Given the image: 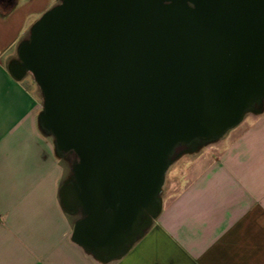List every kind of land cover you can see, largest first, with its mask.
I'll return each instance as SVG.
<instances>
[{
    "label": "water",
    "instance_id": "95a60500",
    "mask_svg": "<svg viewBox=\"0 0 264 264\" xmlns=\"http://www.w3.org/2000/svg\"><path fill=\"white\" fill-rule=\"evenodd\" d=\"M16 54L67 164L72 238L103 261L151 226L178 159L264 108V0H59Z\"/></svg>",
    "mask_w": 264,
    "mask_h": 264
},
{
    "label": "crops",
    "instance_id": "0c3cea01",
    "mask_svg": "<svg viewBox=\"0 0 264 264\" xmlns=\"http://www.w3.org/2000/svg\"><path fill=\"white\" fill-rule=\"evenodd\" d=\"M57 2L0 0V264H264V108L170 167L158 216L122 256L73 240L67 164L39 128L33 79L10 71L31 20Z\"/></svg>",
    "mask_w": 264,
    "mask_h": 264
},
{
    "label": "rangeland",
    "instance_id": "374dc122",
    "mask_svg": "<svg viewBox=\"0 0 264 264\" xmlns=\"http://www.w3.org/2000/svg\"><path fill=\"white\" fill-rule=\"evenodd\" d=\"M59 3V0H58V2L56 3V5ZM55 6V5H54ZM54 6H52L50 9H52ZM50 9H48L47 11H49ZM47 11H45V12H47ZM44 12V13H45ZM43 13V14H44ZM42 14V15H43ZM42 15H40V16H36V17H34L32 20H31V22H30V25L27 27V29H26V31H25V34H26V32H28V30H29V28H30V26L34 23V22H36V21H38L40 18H41V16ZM24 40V39H23ZM29 77L32 79V77H31V75H29ZM35 85V84H34ZM34 90H35V92H36V94H37V96H38V98H39V100H40V103L42 102V99H40V92H39V90H38V88H37V86L35 85L34 86ZM188 160V158L186 157V158H184L183 160H182V164L184 163V161H187Z\"/></svg>",
    "mask_w": 264,
    "mask_h": 264
}]
</instances>
